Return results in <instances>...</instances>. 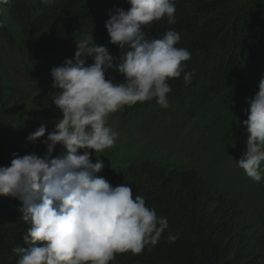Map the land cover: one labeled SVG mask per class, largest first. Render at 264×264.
<instances>
[{
    "label": "trees",
    "instance_id": "1",
    "mask_svg": "<svg viewBox=\"0 0 264 264\" xmlns=\"http://www.w3.org/2000/svg\"><path fill=\"white\" fill-rule=\"evenodd\" d=\"M175 5L176 22L169 24L166 16L152 22L148 38H161L168 30L180 35L175 46L191 54L182 64L187 65L185 72L195 70L192 83L185 86L184 73L169 79L172 91L166 109L154 98L112 113L113 119H123L122 124L133 128V140L142 149V153L135 150L132 141L124 146L128 152L124 165L135 171L120 180L131 183L136 189L133 196L142 195L146 207L155 209L158 217L165 216L169 228L151 251L146 247L140 255L116 254L114 264H264V241H260L264 233L247 235L240 223L249 201H254L255 210L264 204V173L263 185L247 183L242 189L235 180L221 181L228 156L235 166L240 150H247L248 133L243 125L247 100L254 98L264 76V0H175ZM117 7L128 10L131 5L128 0H54L47 5L42 0H11L0 4V57L31 60L50 75L66 58L74 59L76 40L92 34L118 62L122 50L110 42L105 27L109 11ZM68 52L74 54L68 56ZM86 61L94 63L91 58ZM105 75L116 83L124 80L114 70ZM18 92L0 81V166H9L15 153L36 154L30 152L33 145L41 150L40 156L47 151L43 142L47 134L35 143L28 140L40 125ZM193 110L204 113L199 121L206 129L199 130L198 122L190 123ZM189 128L212 131L216 150L205 156L206 162L194 155L191 165L173 159V154H183V145L196 134ZM121 141L127 142L124 137ZM163 145L168 150L159 158L145 156L147 149L154 153ZM230 203L244 210L243 217L237 216L238 209L231 213ZM21 207L19 199L0 196V264H17L19 257L13 249L27 247L23 236L29 225L21 220ZM170 232L178 236L174 243L167 240Z\"/></svg>",
    "mask_w": 264,
    "mask_h": 264
},
{
    "label": "clouds",
    "instance_id": "2",
    "mask_svg": "<svg viewBox=\"0 0 264 264\" xmlns=\"http://www.w3.org/2000/svg\"><path fill=\"white\" fill-rule=\"evenodd\" d=\"M10 2L0 0V4ZM128 3V10H110L105 23L110 42L122 50L118 62L105 46L97 45L92 34L76 40L74 59L66 58L50 71L52 88L59 90L52 100L62 118L43 141L46 153H15L9 166H0V196L19 199L21 220L29 225L23 236L27 247L13 249L17 264H109L116 254L140 255L146 247L151 251L169 228L168 219L146 207L142 195L134 197L129 184L113 186L97 175L105 167L97 153L112 148L119 136L107 125L108 117L154 98L166 109L172 91L168 80L184 73L188 86L194 78L195 70L185 72L187 65L182 64L191 58L190 52L175 46L180 40L176 31L148 38L152 22L165 16L169 24L176 22L175 0ZM86 58L94 63L88 65ZM108 70L122 75L123 82L106 79ZM247 103L243 121L247 150L236 163L258 183L264 163V76ZM46 132L42 124L28 140L35 143ZM57 145L64 151L54 157ZM90 150L97 156L95 163ZM177 239L171 232L167 236L168 242Z\"/></svg>",
    "mask_w": 264,
    "mask_h": 264
},
{
    "label": "rangeland",
    "instance_id": "3",
    "mask_svg": "<svg viewBox=\"0 0 264 264\" xmlns=\"http://www.w3.org/2000/svg\"><path fill=\"white\" fill-rule=\"evenodd\" d=\"M0 81L7 83L15 90H18L20 92L21 98L23 99V102L26 105L25 108L29 113L32 114L35 123H37L40 126L44 124L46 125V127H49L51 130H55L56 122L58 121V119L62 118V113L55 106L52 100V95L56 94L59 90L52 88L53 80L51 76L40 71L31 60L16 57L13 55H8L5 57H0ZM33 99L35 100L33 101ZM119 125L123 133L118 125H116V128L120 130L121 134L124 135V141H127L124 143L130 144L129 141H132L135 150L140 152V146L137 140H133L132 137L133 128H129L127 125L122 123H120ZM189 129L191 132H195L196 134L194 135L191 142L187 141L183 145L185 148L183 154L177 153L173 155V157L174 158L178 157L180 161H187L186 165L193 164L194 162L193 155L198 158H203V162H206L205 156L207 154H210L211 151L213 150L212 142L214 141L212 137L210 139L211 141L208 140L207 142H205V138L203 139L200 138L201 137L200 135L204 137L207 136V134H204V132H206L205 130H203L202 132H198L197 130H193L192 128ZM199 130H200V126H199ZM199 146L202 147L198 150V152H194L196 147ZM57 147L58 148L60 147L59 151L57 152L59 155L62 151H64V149L62 145H57ZM164 150H168L166 145L157 147L156 149H154V153L150 149H147L145 156L149 157L155 155L159 157ZM81 154H83V150H81ZM94 157L97 156L95 155V153L92 152L91 159H93ZM95 162H97V159L94 161V163ZM133 171H135L133 167L129 168L126 165H124V163L116 166L111 165V163H108L105 164L103 170L97 175L106 178L113 186H117L120 184H124L123 180H121L122 183H119V180L126 177ZM230 174L233 173L230 170H228L223 177L222 183L226 182L227 177ZM244 182H246V180ZM256 185H263V178L260 181V183ZM236 186L238 187L237 182H236ZM229 206H230V211H232L231 213H234V211L238 209L237 216L243 217L244 210H241L239 206H235L232 203ZM254 207H255L254 201L252 200L249 201L248 214H251L255 211ZM223 209L227 210L228 208H223ZM260 211L262 212L264 211V206L260 207ZM252 217H256V216L251 215L245 218L243 217L240 223L243 222V225L245 226L243 227V229L245 230V234L247 235L251 234L254 237L253 233H255L257 236H259L260 232L254 229V228H259L257 226L258 220L254 221L253 219L252 222L246 220L250 218L252 219ZM262 228L264 227L260 226V230H264ZM247 239L249 238L247 237ZM260 241H264L263 236H261Z\"/></svg>",
    "mask_w": 264,
    "mask_h": 264
},
{
    "label": "bare ground",
    "instance_id": "4",
    "mask_svg": "<svg viewBox=\"0 0 264 264\" xmlns=\"http://www.w3.org/2000/svg\"><path fill=\"white\" fill-rule=\"evenodd\" d=\"M98 46H104V44L101 42V43H98L97 44ZM110 48H111V46H110ZM113 49V48H112ZM74 53H71V52H68V56L69 55H73ZM47 89V88H46ZM44 91V90H43ZM42 91V92H43ZM25 92V91H24ZM19 93V92H18ZM25 94V93H24ZM33 95H34V93H33ZM25 96V95H24ZM202 96V95H201ZM36 97V96H35ZM20 98V97H19ZM21 99V98H20ZM19 99V100H20ZM23 100V99H22ZM26 100H28V99H26ZM37 100V99H36ZM46 106V105H45ZM137 107V106H136ZM137 109V108H136ZM45 110V109H44ZM203 112H197L196 110H193V111H191V118H190V123H192V122H198L199 124H200V130L201 129H206L207 127L205 126L206 124L205 123H202V122H200L199 120H200V118L203 116ZM11 115V114H10ZM9 115V116H10ZM21 115V114H20ZM20 115H17V116H20ZM6 116H8V115H6ZM16 116V115H15ZM14 115H13V117L14 118H16ZM13 118V119H14ZM122 120L123 119H120V118H115V124L116 123H118V124H120L121 122H122ZM204 124V125H203ZM155 129V128H154ZM206 131V130H205ZM209 131H211V129H209ZM164 132V131H163ZM157 133V132H156ZM155 133V134H156ZM211 133H212V131L211 132H204V134H207V136H205V139H206V142L209 140V139H211ZM157 135V134H156ZM137 137V136H136ZM158 138V137H157ZM129 140V139H128ZM202 146H199V147H196V149L194 150V152H198V150L201 148ZM30 152L32 151V152H36V154L37 155H40V153H41V150L39 151H37V149H38V147H37V145H33V146H31L30 147ZM131 149V148H130ZM36 150V151H35ZM128 150V149H127ZM131 152V151H130ZM128 153V152H127ZM126 153V154H127ZM54 154V153H53ZM116 156V154H113V155H111V156H108V157H105L103 160H106V159H111V158H114ZM127 157V156H126ZM129 157V156H128ZM130 158V157H129ZM97 159V157H94L93 158V160H92V162L94 163V161ZM119 163V161H115L114 162V164L113 165H117ZM123 164V163H122ZM237 189V188H236ZM239 189V188H238ZM244 191V190H243ZM238 192V191H237ZM246 194V193H245ZM234 195H235V193H234ZM238 195H240V194H238ZM237 195V196H238ZM243 195V194H242ZM241 196V195H240ZM240 196H238V197H240ZM236 196H234V198H235ZM242 199V198H241ZM231 204V203H230ZM252 215V214H251ZM253 216H256V217H262V216H264V211L263 212H259V213H257V214H253ZM257 223V222H256ZM260 224V226H262V227H264V225H263V223L262 222H260L259 223ZM262 229H264V228H262ZM109 264H114V261H110L109 262Z\"/></svg>",
    "mask_w": 264,
    "mask_h": 264
}]
</instances>
